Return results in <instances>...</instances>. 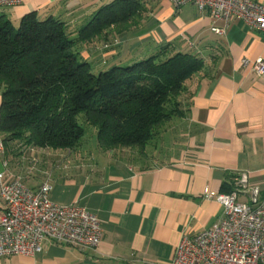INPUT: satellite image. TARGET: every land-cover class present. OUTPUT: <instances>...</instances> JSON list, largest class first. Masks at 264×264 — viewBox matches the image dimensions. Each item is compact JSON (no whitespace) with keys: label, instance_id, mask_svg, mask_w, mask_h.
<instances>
[{"label":"crops","instance_id":"0c3cea01","mask_svg":"<svg viewBox=\"0 0 264 264\" xmlns=\"http://www.w3.org/2000/svg\"><path fill=\"white\" fill-rule=\"evenodd\" d=\"M113 1L19 0L0 8V14L12 24L30 13L41 21L52 17L75 32ZM139 1L146 17L139 26L124 35L111 32L115 44L98 41L79 49L96 70L132 63L165 47L204 61L205 71L189 85L184 116L165 124L160 134L155 152L165 157L153 159L146 151L139 156L133 149L105 151L97 140L84 138L74 150L0 142L6 180L17 179L31 190L48 182L54 204L85 208L102 230L94 250L45 242L40 254L0 258V264H171L183 237L192 238L223 218V208L205 198L206 190L231 191L247 203L255 190L262 196L264 73L256 75L251 63L264 61V34L235 19L219 36L210 16L192 5L175 10L170 0ZM4 209L0 199V215Z\"/></svg>","mask_w":264,"mask_h":264},{"label":"trees","instance_id":"16d2710c","mask_svg":"<svg viewBox=\"0 0 264 264\" xmlns=\"http://www.w3.org/2000/svg\"><path fill=\"white\" fill-rule=\"evenodd\" d=\"M139 0H115L75 32L34 13L18 28L0 14V142L74 150L96 128L102 150L133 149L142 156L165 124L184 116L190 83L206 69L202 59L168 47L132 63L93 72L80 45L110 44L139 26ZM189 95V96H188ZM231 191L225 194H230Z\"/></svg>","mask_w":264,"mask_h":264},{"label":"built area","instance_id":"2783aa9c","mask_svg":"<svg viewBox=\"0 0 264 264\" xmlns=\"http://www.w3.org/2000/svg\"><path fill=\"white\" fill-rule=\"evenodd\" d=\"M170 2L175 10L192 5L207 13L215 23L212 31L216 35H223L235 19L264 34V4L254 0ZM18 4L19 0H0V8ZM251 69L262 75L264 61L257 59ZM50 192L48 182L31 190L17 179L6 180L0 172V199L5 207L0 215V258L40 254L45 242L96 249L102 235L98 218L78 205L54 204ZM204 196L223 208V218L192 238L183 237L171 264H264V192L260 197L255 190L250 203L240 202L236 193L206 190Z\"/></svg>","mask_w":264,"mask_h":264},{"label":"rangeland","instance_id":"374dc122","mask_svg":"<svg viewBox=\"0 0 264 264\" xmlns=\"http://www.w3.org/2000/svg\"><path fill=\"white\" fill-rule=\"evenodd\" d=\"M15 28H18V26H19V22L18 23H15V24H12ZM115 42H117L116 40H114L113 41V44H115ZM95 66V65H94ZM93 66V72L95 73H97L98 72V70H96L95 68L96 67H94ZM78 123L80 124V125H82V126H84V128H85V136H84V139H86L87 140V142H90V141H93V140H97V136H96V128H94V127H92V126H89V125H85L84 124V120H83V116L82 115H79L78 116ZM154 146H156V147H154ZM157 146H158V148H160V140L158 139V138H156L155 140H153L151 143H150V148H149V150L146 148L145 150H144V152L143 153H153V155H155V157H153V159L155 158V159H162V158H164L165 156H163V155H161V156H159V155H157L156 154V149H158L157 148ZM146 151V152H145ZM145 160V159H144ZM144 160H140V162L142 163ZM151 163V162H150Z\"/></svg>","mask_w":264,"mask_h":264}]
</instances>
